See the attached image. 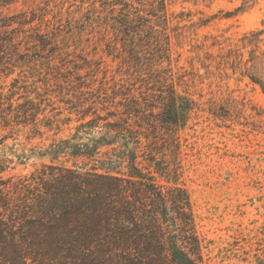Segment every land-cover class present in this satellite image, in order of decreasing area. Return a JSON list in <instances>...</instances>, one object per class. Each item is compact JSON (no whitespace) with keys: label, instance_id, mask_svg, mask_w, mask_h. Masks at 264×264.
<instances>
[{"label":"rangeland","instance_id":"374dc122","mask_svg":"<svg viewBox=\"0 0 264 264\" xmlns=\"http://www.w3.org/2000/svg\"><path fill=\"white\" fill-rule=\"evenodd\" d=\"M122 1L0 0V199L12 197L18 212L4 223L23 249L39 217L34 205L20 209V191L36 198L92 183L99 160L128 149L144 172L155 161L187 192L201 264H264V94L217 68L219 55L263 28L264 0H167L173 79L195 101L182 127L157 122L167 63L143 36L161 22L147 0H133L145 24L136 35L144 59L132 61L116 30L128 8L112 9ZM133 101L139 114L127 109ZM44 254L17 264L113 263Z\"/></svg>","mask_w":264,"mask_h":264},{"label":"trees","instance_id":"16d2710c","mask_svg":"<svg viewBox=\"0 0 264 264\" xmlns=\"http://www.w3.org/2000/svg\"><path fill=\"white\" fill-rule=\"evenodd\" d=\"M104 1L101 0L102 4H106ZM147 4L161 23L150 26L143 37L146 40L148 37L151 56L160 65L167 63L158 80L162 84L159 90L162 103L156 115L157 122L163 127H182L187 124L195 101L180 94L173 79L168 3L167 0H147ZM118 5L121 9L128 8L127 13L121 11L123 16L117 20L119 42L132 61L140 63L144 57L142 51L138 52L141 47L136 35H140L145 24L143 16L139 11L138 14L133 11L137 9L133 0L114 3L112 9ZM262 26L245 33L233 48L219 55L217 68L247 78L264 94V22ZM212 46H221V43L217 40ZM2 48L0 52H3ZM210 67L205 68L209 70ZM3 97L0 93V109L4 104ZM133 103L127 109L130 114H139L140 107L135 101ZM90 156L94 157L93 154ZM105 158L99 160L92 173H88L97 178L92 183L84 177L85 183L80 182L72 190L59 187L56 192L46 188L48 191H42L36 198L29 197L26 190L17 194L20 209L34 205L33 214L39 217L37 223L30 226L27 233L30 241L25 239L23 249L4 223L5 218L10 220L18 213L11 208L12 197L0 199V210L4 215L0 213V259L17 264L32 253L42 256L43 252L53 256L108 257L112 264H201V243L185 189L177 181H172L175 183L170 186L168 171L161 169L155 161H152V170L144 172L138 154L128 149L115 154L110 152ZM161 179L166 183L162 184ZM15 190L19 191L18 188ZM21 213V218L29 217L28 213Z\"/></svg>","mask_w":264,"mask_h":264}]
</instances>
